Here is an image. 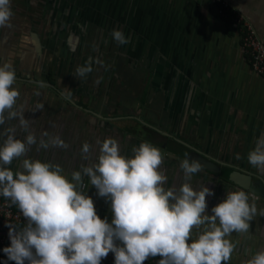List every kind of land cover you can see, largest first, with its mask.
Masks as SVG:
<instances>
[{
    "label": "crops",
    "instance_id": "1",
    "mask_svg": "<svg viewBox=\"0 0 264 264\" xmlns=\"http://www.w3.org/2000/svg\"><path fill=\"white\" fill-rule=\"evenodd\" d=\"M227 2L248 21L264 46V0ZM10 3L12 28H0V64L7 61L15 69L13 87L20 93L17 108L22 106L24 118L36 129L37 142L47 132V125L42 116L31 120L32 100L40 104L39 80L45 76L50 85L51 75L42 69L34 72L33 68L45 63V48L49 43L54 47L62 42L64 32H85L86 42L91 45L115 49L110 61L128 67L129 80L136 73L141 84L146 80L150 83L149 95L155 107L151 109L153 118L149 123L146 120L140 123L127 113L110 117V113L101 114L88 103L71 106L76 112H92L87 117L92 128L113 125L125 131L123 138H116L121 155L131 157L133 147L145 141L160 148L164 157L161 170L168 178L166 188H179L183 183L179 163L186 159L188 147L214 161L217 173L201 169L189 181L194 190L203 185L214 193L206 197V215H212L211 209L226 198L227 192L245 191L223 177L226 171L259 177L264 184V175L247 162L248 152L264 133V78L251 71L238 33L218 14L211 0H10ZM114 29L121 30L131 42L123 46L114 42L110 35ZM78 40L75 36L72 39L75 43ZM66 41L69 42L68 37ZM9 125L8 121L0 125V132ZM21 132L24 136L28 134ZM98 150L99 145L95 151ZM95 151L89 153V158H97ZM237 154L240 159H236ZM6 167L15 172L20 170L14 164ZM245 192L249 203L255 202L258 213L249 222L247 233L226 237L230 241H246L235 246L232 253L235 259L227 262L230 264H244L264 250V216L259 215V210L264 209V199ZM109 214L112 219L111 209L101 218Z\"/></svg>",
    "mask_w": 264,
    "mask_h": 264
},
{
    "label": "clouds",
    "instance_id": "2",
    "mask_svg": "<svg viewBox=\"0 0 264 264\" xmlns=\"http://www.w3.org/2000/svg\"><path fill=\"white\" fill-rule=\"evenodd\" d=\"M12 17L10 0H0V28H12ZM110 35L118 45L131 42L119 29ZM93 70L86 61L76 67L75 76L83 80ZM15 83L13 65L0 64V125L15 119L28 132L24 140L16 138L14 127L0 132V196L15 205L26 220L20 229L8 225L10 246L3 249L8 260L15 264H101L111 252L114 264H144L157 256V264H227L235 244L226 237L247 233L257 206L249 203L245 191H231L211 209L212 215H206V197L214 193L203 185L194 190L189 182L201 170L196 160L186 158L179 163L183 173L179 188L165 187L163 154L147 141L133 147L131 157L120 154L114 138L97 141L96 162L81 164L79 171H73L74 183L58 164L24 158L21 170L6 167L14 159L26 157L33 145L38 150L68 148L58 135L48 132L37 143L22 106L17 108L20 93L13 87ZM42 107L37 104L36 110ZM90 149L91 145L83 144V159H89ZM240 158L237 154L236 159ZM247 162L264 175V133L248 152ZM84 176L97 195L110 202L111 223L97 215L93 200L81 191ZM259 215L264 216V209ZM244 264H264V250Z\"/></svg>",
    "mask_w": 264,
    "mask_h": 264
},
{
    "label": "rangeland",
    "instance_id": "3",
    "mask_svg": "<svg viewBox=\"0 0 264 264\" xmlns=\"http://www.w3.org/2000/svg\"><path fill=\"white\" fill-rule=\"evenodd\" d=\"M63 34L62 42H57L54 47L49 43V47L45 48V63L35 65L33 68L34 72L39 71V69H42L44 73L50 72L51 83L49 85L45 81V76L39 80L46 84L44 88L42 87L37 91V93L41 92L40 105L43 107L36 110L35 106L39 103L32 100L31 120H37L42 116L41 119L46 121V130L49 135H58L68 145V148L49 147L38 150L37 145H33L26 157L14 159L12 164L18 166L20 170L24 158L58 164L63 169L62 174L74 183L71 181L73 171H79L81 164L90 165L96 162V158L94 160L93 158L83 159V144L91 145L90 152H92L97 149V141L103 136L108 138L113 136L114 139L123 138L125 131L117 129L113 125L108 128L102 126L92 128L90 120L87 118L92 115V112H87V110L76 112L71 108L72 104L87 105L86 103H88L89 106L99 109L101 114L110 113V117H114L115 114H117L115 116H121L127 113L134 119L137 117L138 122L143 124L145 120L148 123L152 120L151 109L155 106L149 95V81L146 80L141 84L142 81L138 79L139 74L136 73L129 80L130 69L121 63L115 64L110 61L115 49L91 45L90 42H86L85 32H64ZM72 36L78 37V42H73ZM67 37L69 38L68 43ZM86 61L92 63L94 70L86 79L82 80L75 76V69L77 66L84 65ZM124 74L127 76L124 77ZM142 89L145 91L143 94ZM117 110L120 112L117 113ZM8 123L10 124L9 127L14 126L16 138L24 140L26 136L23 135L22 129L18 126V120L14 119ZM30 131L35 134L36 129L31 127ZM95 152L97 157L99 150ZM89 153L88 157H91ZM83 183L85 187L81 191L93 200L96 213L101 218V215L110 209V202L97 195V190L91 186L88 177H83ZM104 217L107 220L111 219L110 214L104 215ZM192 238H196L195 230ZM231 242L236 246L246 241L237 239ZM233 259L235 258L231 256L229 261Z\"/></svg>",
    "mask_w": 264,
    "mask_h": 264
},
{
    "label": "built area",
    "instance_id": "4",
    "mask_svg": "<svg viewBox=\"0 0 264 264\" xmlns=\"http://www.w3.org/2000/svg\"><path fill=\"white\" fill-rule=\"evenodd\" d=\"M217 7L218 14L229 21L230 28L238 33L240 48L244 53L251 71L264 78V46L248 21L237 11L231 9L227 0H211ZM111 223V221H108ZM11 224L20 229L26 224V220L15 205L0 196V264H15L8 260L3 249L10 246L8 236ZM160 257L149 258L144 264H157ZM101 264H114V254L109 253L101 260ZM230 264V263H227Z\"/></svg>",
    "mask_w": 264,
    "mask_h": 264
},
{
    "label": "water",
    "instance_id": "5",
    "mask_svg": "<svg viewBox=\"0 0 264 264\" xmlns=\"http://www.w3.org/2000/svg\"><path fill=\"white\" fill-rule=\"evenodd\" d=\"M187 152L184 155L189 160H196L200 163L201 169L211 173H217L219 171L214 161L207 159L205 156L198 153L196 149L191 147L187 148ZM223 177L233 185L248 191L250 194L264 199V184L259 177L248 175L239 171L230 170L223 174Z\"/></svg>",
    "mask_w": 264,
    "mask_h": 264
},
{
    "label": "trees",
    "instance_id": "6",
    "mask_svg": "<svg viewBox=\"0 0 264 264\" xmlns=\"http://www.w3.org/2000/svg\"><path fill=\"white\" fill-rule=\"evenodd\" d=\"M225 20L227 21V25H229V21H228V19L225 18ZM229 27H230V25H229ZM48 73H49V72H48ZM47 78H49V75H47Z\"/></svg>",
    "mask_w": 264,
    "mask_h": 264
}]
</instances>
